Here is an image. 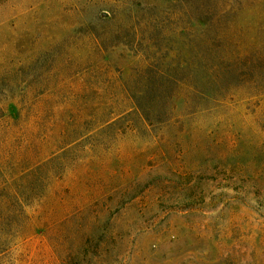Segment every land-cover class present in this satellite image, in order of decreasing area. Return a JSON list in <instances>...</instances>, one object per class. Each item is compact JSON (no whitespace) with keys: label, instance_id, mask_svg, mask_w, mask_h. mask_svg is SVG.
Instances as JSON below:
<instances>
[{"label":"rangeland","instance_id":"rangeland-1","mask_svg":"<svg viewBox=\"0 0 264 264\" xmlns=\"http://www.w3.org/2000/svg\"><path fill=\"white\" fill-rule=\"evenodd\" d=\"M0 264H264V0H0Z\"/></svg>","mask_w":264,"mask_h":264}]
</instances>
